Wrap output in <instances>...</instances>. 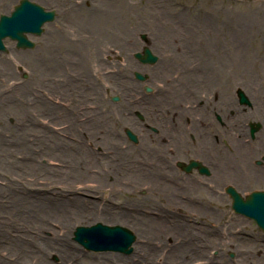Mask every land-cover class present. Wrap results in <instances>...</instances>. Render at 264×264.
<instances>
[{"label":"rangeland","instance_id":"1","mask_svg":"<svg viewBox=\"0 0 264 264\" xmlns=\"http://www.w3.org/2000/svg\"><path fill=\"white\" fill-rule=\"evenodd\" d=\"M19 1L0 0V16L10 14ZM28 1L43 7L46 11L55 10L59 13L60 7L64 11L57 15L54 22L43 25L41 35H27L33 45L31 49H18L14 42L6 40L4 41L5 51L0 52V264H12L15 260H21L25 264H62L56 253H52V250L47 252L41 248L53 241L60 240L80 248L72 241V234L76 227L102 223L108 226L118 225L131 231L129 219L133 215L139 219L141 215L149 212L152 215L166 214L169 210L168 216L170 217L167 218L169 221L162 220L163 223H160L161 226L165 224L170 236L164 238L165 242L163 241V243L170 248L173 242L171 240L180 238L174 236L176 232L174 233L173 230L175 229H178L177 232L189 233L178 226L180 223L192 231L190 234L195 235L196 244L191 247L181 246L182 248L178 251V254H182L181 256H177L176 251H173L174 259L165 264H264V233L252 220L233 212L231 199L226 194V189L233 186L232 188L244 198L254 191L264 192V183L260 185L251 183L249 186L237 188L228 180H224L223 183L220 180L216 182L212 170L203 165L202 161L201 163L198 161L195 153L200 146L196 143L195 133L190 130V125L185 124L186 122L183 123V126L187 127L183 129V138L187 150H172L173 146L166 142H163V146L166 145L167 148H170L169 153L173 154L167 162L168 165L170 164V168L166 175L183 179L192 177L190 179L193 182L192 185L198 186L192 195L193 198H184L180 194H176L178 197H175L165 192L168 189H162V187L161 193L150 191L152 183H154L152 179L156 183L161 180L154 175L151 176L145 169L144 164L151 162L145 155V151L154 150L159 154L160 158H156L158 163L156 165H159L164 158H161L163 156L162 144L152 142V139L158 137L160 127H153L147 117L152 101L155 100L152 99L155 92L147 93L145 88L149 87L136 82L133 77V74L138 71L150 77L152 65H141L133 58L134 53L140 52V50L133 53L131 50L124 54L117 49L105 53L101 51L103 53L102 62L98 61V63L97 60L94 63L92 61L94 57L88 54L90 64L85 69L74 71L80 74L86 73V81H88L84 89L81 87L80 90V93L85 92L86 94L79 111L69 103L60 104L54 96L48 94L53 89L52 83L66 86L70 84L69 86L73 88L79 84L77 83L79 79L72 77L68 72H66L67 74L59 72L61 71L60 66L64 65V63L61 64L62 60H56L55 62H58L56 64L53 61L51 64L45 63L46 57L57 51V48H51L52 42L57 37L55 33L60 36L66 34V37L58 38L59 40L61 38L65 41L68 40L67 45L58 51L59 54L77 58L82 57L85 52H93L87 41L82 44H73L82 37L73 34V31L76 30L74 26L77 25L76 27L80 29L79 32L83 33L90 27L89 23L83 24L84 21L97 17L94 22H101L103 18H106L105 14L108 11L119 10L120 14L114 15L116 17L120 15V19L110 16L109 21L102 24L100 29L111 30L114 34L120 30L129 32L139 43H142L143 39L137 36L142 32L148 36L150 30L153 31L155 28L152 23L159 18L161 13H167L171 18V23H186L193 30H195L196 24H203L204 21L220 22L221 18L219 19L215 12V9L220 7L227 18L246 17L250 19L252 22L238 32L239 37L247 35L245 41H242L234 55L231 51L233 49H229L232 57H229V60L225 58L220 61L217 56L215 69H211L208 73V84H206L208 89L217 91L218 96L232 101L234 112L229 114L233 116L226 119L220 114L221 120V117L217 115V110L213 109L205 115L209 120L200 127L208 135L214 131L220 132L219 141H210L208 145L210 148L213 145L218 146V151L212 150L217 156H220L223 162L230 160L234 156V151L236 154L241 148H253L250 152L251 155L247 152L246 162L249 163L250 169H255L258 172L261 181H263L264 0ZM190 6L193 9H190ZM71 7H74L73 10ZM94 7H97L98 10L93 11ZM92 12L96 13L92 14ZM73 18L76 22L73 21ZM80 19L83 21L81 22ZM181 29L183 36L185 28L183 31ZM49 31L50 34L45 35ZM92 31L94 30L92 29ZM206 31L213 32L206 28H202L200 32ZM226 32L229 31L223 30L224 34ZM167 33L169 34V32ZM181 39L179 37L178 41ZM112 40L116 42L112 43ZM107 42L113 46L118 45L116 37L108 39ZM145 45L143 44V46ZM206 58L207 56L201 54V61ZM158 59H161L159 55ZM211 64L210 62L209 65ZM221 64H224L225 67ZM42 66L49 71L50 69L57 71L45 82L49 85L48 92L41 91L42 85L45 84L39 75V69ZM194 76L200 79L197 74ZM80 82L83 83L81 79ZM137 85L143 86L137 88ZM239 86L247 100L250 99L249 105H240L236 97V89ZM27 87L26 101H29L32 95L39 94L37 88L45 101V104H43L44 101H42L43 103L38 101V109L37 107L31 108L32 104L28 105L29 109L31 108L29 118L19 114L23 110V106L19 101H14ZM134 88L137 91H132ZM201 89L197 96L203 94ZM255 91L257 92L256 96L252 98L250 94ZM218 96H215L214 100L219 99ZM4 97L5 100H3ZM112 97L119 98V102H111ZM130 99L134 102L138 101L140 106L131 107ZM202 104L197 100L195 106H202ZM39 108L47 113L41 118L35 116V112ZM98 112L105 118V121L92 126L90 133L92 139L88 142L89 146H96V142L104 140L103 142L113 147L112 141L108 142V137L118 134L121 139L117 141L121 150L120 154L105 153L101 147L87 149L86 142L80 141L77 133H75V140L73 136L67 135L71 134L70 128H73L71 120L74 116L85 113L97 115ZM122 113L129 119H124ZM258 113L261 116H258ZM198 114L200 116V112ZM116 116L117 123H115ZM49 117H55L56 120L52 122ZM128 120L131 122H127ZM250 123L262 125V129L253 134L255 138L250 136ZM204 124H208V126L205 128ZM59 126L63 127L56 128ZM138 126L147 132L145 137H148V140H142V133ZM44 127L45 130L53 128L60 132L69 129L70 131L67 134L63 132L62 135L57 134L59 132L41 133V129ZM83 129L84 127H79L80 131ZM127 130L135 136V143L127 139L125 134ZM41 134L51 137L56 143L59 140L62 141L57 145L54 141L43 138ZM191 134L195 139L194 143L192 136H189ZM232 138L234 142L231 144L230 139ZM146 143L149 145L144 146ZM98 145L102 144L99 142ZM133 146L136 149H133ZM141 149L145 152L144 155L136 158L134 150L141 153ZM208 151L210 152V149ZM111 155L115 157L111 158ZM227 155L231 157H227ZM59 158L67 162L61 166ZM191 162H196L200 166L196 165V168L185 171L184 168ZM199 169H204V171ZM135 175L143 181V186L129 183L134 182ZM174 191L176 192V190ZM80 198L93 199L94 203L100 207H120L123 208L121 209L123 211H130V214L126 218H107V213H105L97 221L85 216L72 219L70 217L74 212L86 210L80 204L73 202ZM170 200H175L179 204H170ZM64 201L68 202L69 206L73 204V207H68L67 211L63 210L59 202ZM174 214L177 215L173 216ZM65 223L67 226L61 225ZM61 227L64 229L61 230ZM178 242L179 240H177ZM85 252L80 248L75 254L81 256ZM63 253L60 254L65 258L63 262L73 264L76 257L72 258L70 251L66 255ZM110 254L129 257V255L117 253ZM196 254H199V257ZM41 258L43 260H40ZM155 258L150 259V264L162 262V254ZM77 263L83 264L82 261H77ZM145 264H149V262Z\"/></svg>","mask_w":264,"mask_h":264},{"label":"bare ground","instance_id":"2","mask_svg":"<svg viewBox=\"0 0 264 264\" xmlns=\"http://www.w3.org/2000/svg\"><path fill=\"white\" fill-rule=\"evenodd\" d=\"M53 1V0H52ZM160 2L161 0H157ZM74 7H71L73 10ZM190 9H193L192 6H190ZM61 10V11H60ZM98 10L97 7L93 8V11ZM54 11V20L58 17L57 15L62 11L61 7L59 8V13L55 10ZM130 11V9H129ZM215 12L218 14V18H221L220 22H214V21H204L203 24L200 25L196 24L195 30L188 27V25L185 23H171V18L168 16L167 13H161L159 18L155 20L153 31L150 30L148 36L146 33L142 32L137 37H142L143 42L139 43L137 40L134 39L133 35L129 32H124L122 30L116 31L114 34L111 30L107 29H100L102 24H105V22L109 21L110 16H113L114 19H120V15L116 17L114 14H120L119 10L116 11H108L106 12L105 16L106 18H103V20L100 22H94L97 20L95 17L93 20L84 21L83 24L89 23L90 27L84 32H79L80 29L74 26L76 30L73 31L74 35H80L78 40H76L73 44H82V42H89L90 50H93V52H85L82 57L77 58H69L65 54H59L58 51L60 48H63V46H66L67 41L64 39H60L58 37H66V34H62L60 36L59 34L55 33L56 39L52 42L51 48H57V51L51 55L47 56V60L45 63L51 64V62H55L56 60H62L61 64L64 63L61 67V71H59L61 74H64L66 72L70 73L72 77H77L79 80L73 88L69 85H59V84H53V89L48 92L49 85L45 82L49 80V77L54 75L55 72L50 69V71L42 66L39 69V75L42 77V81H44V85H42L41 91L48 92V94L54 96L56 100L60 102V104L65 105L66 103H69L73 108H75L77 111H79L81 103H83L85 99V92L80 93L81 87L84 89L85 84L88 83L86 81L87 74H80L74 71H80V69H85L89 64V55L91 54L94 59L92 61L95 63L97 60L102 62L101 56L103 53L101 51L105 52H111V50L117 49L119 52L124 54V52H136L137 50L143 51L144 49H149L151 54L155 57L156 61L151 66L150 70V77L148 75H143L146 79V82L144 85H149L151 92L154 93V97L152 99H155L152 101V106L149 108V112L147 114L148 121L153 125V127L159 126V133L158 137L156 139H152V142L157 144L164 145L163 142L168 143L170 146H173L172 150H187V147L184 146V138H183V129L187 128L186 126H183V123L186 122V125H190V130L193 131L196 135V143L199 144L200 147L196 149L198 161L201 163L203 162V165H205L208 169L212 170V174L215 175L216 182L217 180L223 181L228 180L233 183L234 186L237 188H243L246 186H249L251 183L255 184H263V181H261V176L258 174V172L255 169H250L248 166V162H246V155L247 152L249 155L253 148H241L236 154L234 151V156L228 160L227 162H223L220 158V156H217L216 153H214L212 149H215L218 151V146L213 145L211 148L209 147L210 141H219V134L217 131L210 133L209 135L203 132V128L200 127L205 121H208V117H205L208 111H211L213 109L217 110V115L221 117L224 116L226 119H230L233 115H230L229 113L234 112L233 110V104L231 100L223 99V96H218L217 91H214L213 89H208L206 87V84H208V73L211 71V69H215L217 56H219V60L222 61L225 58L226 60H229L230 51L231 50L234 53L237 52V50L240 48L242 41H245L247 38V35H244L242 37H239L238 32L241 31L245 26L252 21L246 17L244 18H227L223 10L220 8L215 9ZM96 12H92V14H95ZM81 22L83 21L80 19ZM257 20V19H256ZM73 21L76 22L75 18H73ZM94 22V23H93ZM99 24V25H98ZM220 25V26H219ZM263 27V26H262ZM94 31H92V29ZM145 28V27H144ZM180 28L183 31V28H185V33L181 34ZM202 28H206L207 30H212L213 32H200ZM84 29V28H83ZM217 31H216V30ZM165 30V31H163ZM168 30V31H167ZM223 30H227L229 32L223 33ZM262 30V29H261ZM260 30V31H261ZM233 31V32H232ZM169 32V34L167 33ZM50 34V31L45 33V35ZM135 34V32H133ZM27 37V36H26ZM116 37L118 45L113 46L110 42H107L108 39H112ZM179 37L182 39L178 41ZM48 38V37H46ZM6 41V40H5ZM115 40H112V43H115ZM103 44V45H99ZM106 44V45H105ZM143 44H146L143 46ZM105 46V47H104ZM183 46V47H182ZM4 50L0 52L5 51V42H3ZM95 50V51H94ZM201 54L204 56H207L206 59L201 61ZM158 55L161 57V59H158ZM199 55V56H198ZM216 58V60H214ZM232 58V57H231ZM200 60V62H199ZM212 63L209 65V63ZM58 62H55V64ZM222 63V62H220ZM54 64V65H55ZM46 65V64H45ZM223 67L224 64H221ZM210 67V68H209ZM55 68H57L55 66ZM72 69V70H71ZM139 73H142L138 71ZM146 73V72H145ZM57 74V73H56ZM67 74V73H66ZM194 74H197L198 78L194 76ZM76 79V78H75ZM80 79L82 80L81 83ZM74 80V79H73ZM88 80V79H87ZM76 81V80H74ZM72 82V81H71ZM61 86V87H60ZM142 87L143 85H137L138 87ZM162 86V87H160ZM205 87V88H204ZM201 89L202 95L197 96V93ZM241 89V86L238 87ZM154 89V90H153ZM28 87L27 89L21 91V96L19 98H15V102L19 101L20 104L23 106V110L19 112L21 116L23 117H30V109L37 107L38 109V101L43 103V98L40 95V91L37 88V92H39L38 95H32V98L29 101H26L27 98L25 97L27 95ZM132 91H137L135 88ZM210 91V93H209ZM151 93V94H152ZM256 91L252 92L250 96L252 98H255ZM40 95V96H39ZM215 96H218L219 99L214 100ZM121 98V97H120ZM6 98L4 97L3 100ZM41 99V100H38ZM199 100L203 104L202 106H195L196 101ZM250 100V99H249ZM28 102V103H27ZM129 102V101H127ZM31 108L29 109L28 105H31ZM45 104V101L44 103ZM130 106L137 108L140 106V103L138 101L134 102L130 99ZM41 105V104H40ZM9 107V105H8ZM42 110V111H41ZM200 112V116L199 113ZM44 114H47L43 111L42 108H39L37 112H35V116L38 118L43 117ZM221 114V115H220ZM258 116H261L259 113ZM34 116V115H33ZM122 116H124V119H129L124 113H122ZM32 117V114H31ZM114 117V116H113ZM52 122H54L56 119L55 117H49ZM43 119V118H42ZM33 120V119H32ZM83 120V121H82ZM117 116L115 123H117ZM103 121H105V118H103L102 115L97 113H85L82 115L77 114V116H74L71 120V124L73 125V128L71 129V134H67L69 130L63 131L66 132L67 135L73 136L75 140V133L79 135L80 141L86 142L85 146L87 149H95L96 147H101L102 151L105 153L113 154L117 153L120 154L119 151L120 148L118 146V140H121L119 138V135H113V137H108V142L111 140L112 143L111 147L103 142L102 140L99 142L102 144L101 146L98 145L99 142H96L98 145H91L88 144L90 142L91 138V131L92 126L95 124H100ZM25 122V121H24ZM127 122H131L128 120ZM230 123V121H227ZM166 124V126L164 125ZM205 125V124H204ZM41 127H43L41 125ZM63 126H59L56 128H62ZM79 127H84L83 131L79 130ZM140 133H142V140H148V137H145V133L141 126L139 127ZM65 130V129H64ZM75 132H72V131ZM41 133L45 132H59L57 134L62 135L63 132L56 131L55 129L51 130H45V127L41 129ZM41 136L49 141L52 140L51 137L46 136L45 134H41ZM145 137V138H144ZM255 138V137H254ZM62 140H59L56 144L58 145ZM76 142V141H73ZM234 142L233 138L230 139V143L232 144ZM75 144V143H72ZM93 144V143H91ZM76 145V144H75ZM149 144H145L144 146H148ZM78 146V145H76ZM136 146V145H135ZM133 146V149H136V147ZM85 147V148H86ZM259 148V147H258ZM132 149V150H133ZM210 149V152L208 151ZM163 156L161 158H164L161 160L162 162L159 163V165H156V158H160L159 154L154 150H146L143 152L141 149V153H138V151L134 150V154H136V158H139L140 156L147 155V158H149L150 163H145L146 170L149 172V174L152 176L158 177L161 182L156 183L153 180L154 183H152L151 192L153 193H161V190L166 188L168 189V194L174 195L175 197H178L176 194L182 195L184 198H193L192 195L197 190L198 186L192 185L191 178H172L166 175L167 170L170 168V164L168 165V160L173 156V154L169 153L170 148H167L166 145L161 148ZM248 150V151H247ZM115 157L111 155V158ZM227 157H231L230 155H227ZM238 157V158H237ZM201 159V160H200ZM60 165L62 166L63 163L67 162L65 160H62L59 158ZM158 164V163H157ZM168 165V166H167ZM107 166V165H106ZM102 167V166H101ZM163 170H162V169ZM251 170H254L253 172ZM138 173V171H137ZM174 176L175 173H174ZM130 184H136L143 186V181L137 176H134V182H129ZM114 184V183H113ZM128 184V183H127ZM94 187H97L94 185ZM162 187V189H161ZM233 187V186H231ZM173 189V190H171ZM129 190V189H128ZM132 191V189H130ZM176 190V192L174 191ZM108 201V200H107ZM106 201V202H107ZM73 202L80 204L83 206V209H86L85 211H77L72 214L70 218L77 219L78 217L85 216L88 217V219H92L93 221H97L98 219H101L100 217L105 213H107V218H126L130 211L126 210L123 211L121 209L123 208H108L100 207L98 204L94 203L93 199H76ZM170 204H179L175 200H170ZM61 208L65 211L68 210V207H73V204H70L68 202H59ZM98 205V206H97ZM115 209V211H113ZM119 209V210H118ZM178 209V208H177ZM177 213V212H176ZM170 214V210L166 214H155L152 215L151 212L148 214L141 215L140 218H136L135 215H133L129 221L131 222V232L135 236V242L132 246L131 255L129 257H119L118 255H111L110 253H96L98 255H92L91 253H86L84 255L75 254L77 249H80L76 245H71L68 242L65 241H53L45 246H43L41 249H45L47 252L52 250V253H56L59 256L60 262L62 264H68V262H63L64 257L60 256L62 252L66 255L68 251H70L71 257H76L73 264H78L77 261H82L83 264H145L151 263L150 259H154L155 257H159V254H162V262L160 264H165L168 261H171L174 259V252L176 251L177 256H181L182 254H178V251L182 248L181 246H193L196 244L195 235L190 234L192 233L191 230H189L187 227L181 225L180 223L178 226L182 228L183 231L187 230L189 233H183L177 232L178 229L173 230L175 233V237H180L178 239L171 240L172 247H167L163 241L164 238H169V232L168 228L163 224L162 226L160 223H163L162 220H165L166 222L169 221L168 216ZM177 214H174L175 216ZM168 216V217H167ZM168 218V219H167ZM92 221V222H93ZM177 223V222H176ZM66 225L67 224H61ZM179 228V227H177ZM64 228L61 227V230ZM179 233V234H177ZM170 240V239H169ZM177 240L179 242L177 243ZM62 241V242H61ZM165 242V241H164ZM198 242V241H197ZM176 244V245H175ZM51 253V254H52ZM180 253V252H179ZM176 258V256H175ZM156 259V258H155ZM40 260H43L41 258ZM12 264H25L21 260H15L12 262Z\"/></svg>","mask_w":264,"mask_h":264},{"label":"water","instance_id":"3","mask_svg":"<svg viewBox=\"0 0 264 264\" xmlns=\"http://www.w3.org/2000/svg\"><path fill=\"white\" fill-rule=\"evenodd\" d=\"M53 18V12H45L38 5L21 0L9 16H0V51L4 50L2 41L6 38L16 41L17 48H32V43L26 39L25 35L39 36L42 33L41 27L51 22ZM135 58L143 64H154L156 61L146 49L143 56L136 54ZM135 78L138 81H144L139 74H135ZM146 92H149V89H146ZM238 95L240 103H246L244 95L241 92ZM257 128L258 126L251 128L250 134L253 135ZM126 134L130 141L135 142V137L130 132ZM226 192L232 198V209L235 213L253 219L264 232V193L253 192L243 200L231 188L226 189ZM74 240L90 251H114L129 254L134 237L124 228L97 224L89 228H78Z\"/></svg>","mask_w":264,"mask_h":264},{"label":"flooded vegetation","instance_id":"4","mask_svg":"<svg viewBox=\"0 0 264 264\" xmlns=\"http://www.w3.org/2000/svg\"><path fill=\"white\" fill-rule=\"evenodd\" d=\"M187 124V123H186ZM201 126V125H200ZM189 136H192V142L194 143L195 142V139H194V137H193V135L191 134V135H189ZM188 136V137H189Z\"/></svg>","mask_w":264,"mask_h":264}]
</instances>
